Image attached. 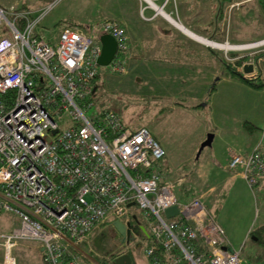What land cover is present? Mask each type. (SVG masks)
<instances>
[{"label": "built area", "instance_id": "2783aa9c", "mask_svg": "<svg viewBox=\"0 0 264 264\" xmlns=\"http://www.w3.org/2000/svg\"><path fill=\"white\" fill-rule=\"evenodd\" d=\"M141 1L144 18L150 10L154 19L181 27L173 10H166L173 0ZM12 16L0 4V213L19 218L0 234L4 264H17L13 248L28 240L44 248L48 264H81L66 242L88 241L115 220L130 223L132 206L142 209L146 221L138 224L149 232V264H242L240 250L227 246L223 227L203 200L179 201L178 182L155 167L165 150L147 127L132 128L111 110L92 115L101 44L75 25L53 43L35 31L43 14ZM99 29L117 41L111 69L124 72L125 29L114 19ZM205 42L225 53L248 49L217 38ZM228 59L235 64L238 57ZM235 66L246 77L255 75ZM228 168H240L253 189L264 176V150L234 153ZM172 206L178 213L169 217L165 211Z\"/></svg>", "mask_w": 264, "mask_h": 264}, {"label": "rangeland", "instance_id": "374dc122", "mask_svg": "<svg viewBox=\"0 0 264 264\" xmlns=\"http://www.w3.org/2000/svg\"><path fill=\"white\" fill-rule=\"evenodd\" d=\"M173 1L166 8L168 12H171ZM49 2L50 0H0V4L5 8L6 14L11 18H13L12 14H17L21 11L30 12V16L34 19L43 14L35 27V31L44 35L47 39H51L54 43L59 40L62 30L66 26L71 25L84 29L94 38L95 43H99V27L101 23L107 19H120L124 23H120V25L124 29L126 28L129 38V49L123 56L125 70L124 72H114L109 64L98 65V77L94 84L97 90L92 96V115L94 116L102 110H111L120 115L125 123L131 126H145L153 131L165 150L164 157L158 161L155 167L163 172L166 179L178 182L175 192L179 201L186 202L194 195L207 193L210 194V199L209 202H206L212 207L213 214L215 213V206L217 211L227 218L233 213V205L237 202L236 213L232 216L231 222L239 218L242 211H246V208L244 210L241 209V204L242 202L245 204L248 201L250 202V196L247 195L246 191L242 192V187L238 182L231 188L225 186L230 174H225L216 167L219 158L222 159L225 154H209L213 144L206 146L199 156L198 151L208 133H213L211 131L205 133V129L210 130L214 128L215 124L219 125L222 122L227 124L230 122L234 123L235 117L247 116L248 120L264 128V90H257L245 85H236L232 89L231 87L228 88L230 95L221 89L218 95L210 99L207 94L201 96L206 87L202 80H197V84L195 82L185 87H180L177 81H169L171 94L165 92L162 95L157 85L154 86L152 83L150 55H152L153 51L151 50L152 35L156 34L155 23L152 22L154 17L150 10H146L145 16L147 18L142 16L140 13V7L143 5L141 0H59L60 3L56 2L51 9L44 11ZM232 5L235 7L236 3H232L229 6L230 10L234 8ZM173 13L172 16L178 22L182 24V20L185 22L182 16L179 17ZM162 18V16H157L155 18L156 22L162 21ZM3 27H0V37H2ZM175 27L184 31L182 27ZM225 40L229 39L226 37ZM263 40L264 37L254 38L245 43H255ZM229 43L242 44L231 42L230 40ZM214 50L218 51L219 49L214 48ZM220 51L222 52L223 50ZM235 52L239 54L236 56L238 58L250 56V59L245 60L241 67H244L245 64H256L254 59H251V56L260 54L264 57V43H258L248 47V49L228 51L226 52L228 54L224 52V56L230 65L233 64V61L230 62L228 58L234 57L232 53ZM252 73L256 74L255 71ZM163 82L167 84V80H163ZM158 94L162 96H158ZM177 96L179 97L177 98ZM180 97L184 103H182ZM205 103L207 104L205 105ZM202 104L204 105L201 106ZM223 104L227 105L228 112L222 108ZM260 132L258 131L256 134L258 138L261 136ZM205 134L206 137L203 139ZM234 145L238 146L236 143ZM214 146L218 150H226L223 147V143L217 139L214 142ZM215 159L218 160L215 162ZM213 167L214 170H211ZM225 170L228 173L232 169L228 168ZM238 171L241 178H244L249 188L248 194H250L251 187L247 179L240 169ZM187 189L188 191L186 192ZM237 197H239V201ZM255 207H257V212L258 210L260 211V218H258L257 214L254 224L255 227H258L264 216V203L259 193ZM135 209V206L130 208L131 211H135ZM208 209L212 211L211 208L208 207ZM137 212L140 220L146 223L142 216V209H137ZM216 221L220 224L217 219ZM18 223V217L12 212L4 211L0 213V234L9 232ZM109 226L110 223H106L103 226L104 229L92 232L89 240L83 242L85 252L95 258V264H100V262L101 264H112L113 257L111 255L121 250L118 248V242L115 240V232L113 233V231H109L111 235V240L108 243L109 249L106 250L107 247L103 250L99 248L101 234L103 232L106 233ZM2 241L3 239L0 238V264H4ZM21 242L23 244H17L13 248L17 264H45L43 262L44 256L41 255L40 246L36 241ZM31 245H35V248ZM90 246L94 247V252H91ZM255 247V241L249 238L245 242L242 258H247L248 260L247 254L252 252ZM135 257L137 264H149L144 254V249L135 253ZM78 260L81 264L82 262L83 264H89L90 258L85 255L82 258L78 257ZM250 264H264L263 251L259 252L255 260Z\"/></svg>", "mask_w": 264, "mask_h": 264}, {"label": "crops", "instance_id": "0c3cea01", "mask_svg": "<svg viewBox=\"0 0 264 264\" xmlns=\"http://www.w3.org/2000/svg\"><path fill=\"white\" fill-rule=\"evenodd\" d=\"M52 1L53 0H50V2ZM232 3H236V6L230 10L229 6ZM134 10L136 11V9ZM171 10H173L177 16H182L184 18L185 22L182 20L183 24L180 23L182 26H185L202 38L210 36L209 38L213 37L218 38L219 40H225L227 37L231 42L242 43L241 45H243L249 44L245 42H249L250 39L253 40L254 38L264 37V6L259 0H174L171 5ZM112 19L124 24L120 19ZM162 19L163 20L159 22H156V19H154L155 21L152 19V22L155 23L156 34L152 35L151 50L153 51L152 55H150L152 63V83L154 86L157 85V88L162 95L165 94V92L171 94L169 91V81H177L180 87H185L189 84L191 85V83L196 82L195 84H197V80H202L206 87L201 96L207 94L210 99H212L213 96L218 95L221 89H223V92L226 94L229 93L230 95L229 87H231V89L236 85H245L248 87L247 84L233 77L229 73L228 66L224 63L226 57L224 56L223 51H215L214 48L205 41L195 38L185 30H180L164 18ZM260 60L261 63H264V57L260 58ZM235 65L236 64L234 63L232 64V66ZM256 70L255 66V72ZM163 80H167V84H164ZM162 95L158 94V96ZM178 97L179 96H177V98ZM181 100L182 103H184L182 98ZM206 104L207 103H205V105ZM203 105L204 104L201 106ZM222 108L228 112L227 105L223 104ZM246 119L249 118L247 116L239 118L235 117L234 123L230 122L227 124L226 122H222L219 125L215 124L214 128H211L210 130L205 129V133L207 131L214 133L212 141L213 147L209 154H225V157L223 156L222 159H215V162L218 160L216 167L225 174H230L225 186L231 188L236 182H238L242 187V192L246 191L247 195L250 196V202L248 201L246 204L242 202L241 204V209L244 210L246 208V211H242L241 216L232 222L231 218L236 213L237 202L233 205V213L227 218L220 214L214 206L215 218L225 230L228 247L240 250L241 256L245 248V242L249 238H252L253 241H255L256 247L252 252L247 254L248 260L241 256L243 261L250 264L255 260L256 255L259 252L263 251L264 255V245L260 244L257 237L254 235V230L257 228L254 226L257 214L258 218H260V211L258 210L257 212V207H255V205H257L258 193L264 203V176L259 178L258 183L254 186L253 190L250 188V194H248L249 188L244 178H241L239 175L238 169L231 170L228 173L225 170L228 169V160L232 154L241 153L247 155L253 152L257 147L264 150L263 130H260V138L256 136L257 132L252 134L246 132L243 127V121ZM259 127L262 128L261 126ZM151 132L155 136V133L153 131ZM205 137L206 134L203 139ZM216 139L223 143V147H225L226 150H218V148L214 146ZM235 143L238 144V146H235ZM211 170H214V167ZM187 191L188 189L186 192ZM209 195L210 194L202 193V195L197 194L191 198L200 196L206 206L212 210V207L207 203L210 199ZM239 197H237L238 201ZM262 218V222L259 226L264 225V216ZM66 243L68 249L76 254L77 257L82 258L86 255L90 258V261H88L89 264L96 263L95 258L89 256V254L85 252V245L83 242L75 244L68 241ZM18 244L23 243L19 242ZM35 245L31 246L35 248ZM142 249H144V246H142ZM90 250L91 252H94V247L90 246ZM140 250H137L135 253ZM40 252L43 256L44 253L41 247ZM146 258L149 263L147 256Z\"/></svg>", "mask_w": 264, "mask_h": 264}, {"label": "water", "instance_id": "95a60500", "mask_svg": "<svg viewBox=\"0 0 264 264\" xmlns=\"http://www.w3.org/2000/svg\"><path fill=\"white\" fill-rule=\"evenodd\" d=\"M99 42L102 45V52L98 59V64L108 65L110 64V62L117 53V41L110 34H101L99 36ZM254 70H255V65L252 63L245 64L243 67V71L248 74L254 72ZM213 138H214V133H208L206 139L202 142L199 148L198 156L206 146H210L212 144ZM165 213L169 217L173 216L178 213V208L177 206H172L166 209ZM134 218L136 219L137 216L135 215ZM112 228L115 230V233L118 234V237L121 238L120 239L121 243H125L127 237L131 234L132 231L136 233V235H142L143 232L145 236H149L147 230L143 228V226L140 227L138 223L134 226L129 222L125 224L122 220H115L112 223ZM132 239L134 240V237ZM121 247L123 248L124 246L122 245ZM43 250L44 248H42V251ZM111 256L114 258L115 254H112ZM112 264H137V262L134 256L130 252H127L116 256V258L113 259ZM242 264H247V263L243 261Z\"/></svg>", "mask_w": 264, "mask_h": 264}, {"label": "trees", "instance_id": "16d2710c", "mask_svg": "<svg viewBox=\"0 0 264 264\" xmlns=\"http://www.w3.org/2000/svg\"><path fill=\"white\" fill-rule=\"evenodd\" d=\"M261 4H263L264 6V0H259ZM21 25H23L25 22L23 20H20L19 21ZM73 26V25H71ZM126 32V30H125ZM127 34V33H126ZM4 34H2L3 36ZM1 38V37H0ZM127 39H128V49H129V38H128V35H127ZM51 40V39H50ZM99 42V41H98ZM100 43V42H99ZM128 51V50H127ZM239 54L238 53H232V56L236 57L238 56ZM253 56V55H252ZM251 56V59H254V62L256 63V74L251 76V77H246L244 76L241 72H239L237 69H236V66H232L229 64V62L227 60L224 59V63L226 64V66H228V69H229V73L239 79L240 81L244 82L245 84H247L249 87L251 88H254V89H257V90H264V63H261V61L259 60L260 57H262L260 54H255V56L252 57ZM250 59V56H243V57H239L237 59V61L235 62V64L237 66H240L244 63L245 60H248ZM98 77V74L96 76V78ZM96 78L93 79L92 83H93V86L96 82ZM96 89L94 90V92L92 93L91 97H90V100L93 101L92 99V96L93 94L96 92L97 90V87L94 86ZM120 117V115H119ZM122 119V118H121ZM123 120V119H122ZM124 121V120H123ZM125 122V121H124ZM127 124V123H126ZM129 125V124H127ZM131 126V125H129ZM132 128H139L141 127L140 125L139 126H131ZM243 127L245 129L246 132L252 134V133H256L258 131H262L264 132V129L260 128L258 125H256L254 122H252L251 120H244L243 121ZM150 130V129H149ZM156 138V136H154ZM157 139V138H156ZM158 140V139H157ZM159 141V140H158ZM160 142V141H159ZM161 144V143H160ZM109 231H113V233L115 232V230L112 228V226H109V229L106 230V233L103 232L101 235V243L99 244V248H101V250L105 249L106 247V250L109 249L108 247V243L109 241L111 240V235L109 233ZM254 235L257 237L258 239V242L262 245H264V225L263 226H259L257 227L255 230H254ZM150 242H152V240H149ZM42 249V248H41ZM44 253V252H43ZM44 256V255H43ZM43 262L45 264H48L45 260V256L43 258Z\"/></svg>", "mask_w": 264, "mask_h": 264}, {"label": "flooded vegetation", "instance_id": "af4514ba", "mask_svg": "<svg viewBox=\"0 0 264 264\" xmlns=\"http://www.w3.org/2000/svg\"><path fill=\"white\" fill-rule=\"evenodd\" d=\"M137 209L140 210L138 207H136L135 211H133V217L136 215L137 218H131L130 219V223L132 225H136L137 223H140L141 220H140V217L138 215V212H137ZM143 226V225H142ZM146 230L147 228L145 226H143ZM148 232V230H147ZM149 234V232H148ZM115 235V240L118 242L117 245H118V248H121V250H119L118 253L115 254L114 258H116V256L120 255V254H124V253H127V252H130L134 258L136 259L135 257V252L137 250H140L142 249V246H144L147 242V240L149 239L148 236H145V234H143L142 232V235H136V233H134L133 231L131 232V234L127 237L125 243H121V238L118 237V234H114ZM134 237V240L132 239ZM116 245V244H115ZM124 246L123 248L121 246ZM113 258V259H114Z\"/></svg>", "mask_w": 264, "mask_h": 264}, {"label": "bare ground", "instance_id": "6f19581e", "mask_svg": "<svg viewBox=\"0 0 264 264\" xmlns=\"http://www.w3.org/2000/svg\"><path fill=\"white\" fill-rule=\"evenodd\" d=\"M180 25H181V27H182L187 33H189V34L195 36V38H197V39H200V40L205 41V38H202L201 36L195 34V33L192 32L190 29L186 28L185 26H182V24H180ZM258 43H264V41H260V42H256V43H251V44L249 43V44H243V45H235L234 47H238V48H244V47H246V48H248V47H252V46H254V45L258 44ZM226 47H227V46H226ZM11 263H12V262H11ZM12 264H13V263H12Z\"/></svg>", "mask_w": 264, "mask_h": 264}, {"label": "clouds", "instance_id": "9594fccd", "mask_svg": "<svg viewBox=\"0 0 264 264\" xmlns=\"http://www.w3.org/2000/svg\"><path fill=\"white\" fill-rule=\"evenodd\" d=\"M100 36V35H99ZM195 37V36H194ZM256 66V64H254ZM255 71V70H254ZM240 72V71H239Z\"/></svg>", "mask_w": 264, "mask_h": 264}]
</instances>
